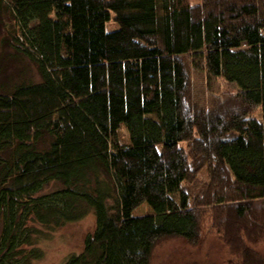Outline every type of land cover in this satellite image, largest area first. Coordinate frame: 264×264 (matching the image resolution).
Segmentation results:
<instances>
[{
  "label": "trees",
  "instance_id": "obj_1",
  "mask_svg": "<svg viewBox=\"0 0 264 264\" xmlns=\"http://www.w3.org/2000/svg\"><path fill=\"white\" fill-rule=\"evenodd\" d=\"M0 13L41 78L0 85V264L41 260L37 226L48 238L90 212L65 264H152L164 241L198 244L206 217L238 264H264V0H0ZM51 181L62 189L39 194Z\"/></svg>",
  "mask_w": 264,
  "mask_h": 264
},
{
  "label": "rangeland",
  "instance_id": "obj_2",
  "mask_svg": "<svg viewBox=\"0 0 264 264\" xmlns=\"http://www.w3.org/2000/svg\"><path fill=\"white\" fill-rule=\"evenodd\" d=\"M190 6L201 4V0H188ZM4 18L0 13V85L7 86L9 89L22 81L40 82L38 67L22 53H18L12 45V36L6 32ZM4 23H3V22ZM118 28L117 24L110 20L106 24V30L113 31ZM226 89L234 92L235 86L225 84ZM256 118H261L259 111L255 114ZM120 141L128 143L126 130L119 133ZM202 182L207 179V171L204 170L200 176ZM39 194L49 193L62 189V184L51 181L45 185ZM192 196L200 194L199 190H191ZM151 208L146 204L139 206V209L132 213L133 217L149 215ZM200 241L195 246L188 244L181 239L167 240L158 245L153 251L152 264H238L239 260L231 254L229 248L217 235L216 231L210 226L209 217L203 220ZM96 227V220L93 212H90L81 221L67 224L49 234L48 238H43L45 230L36 227L40 235L37 248L43 252V258L33 261L32 264H65L74 255H80L84 249L85 238L92 234ZM1 230V224H0ZM264 257V243L258 245ZM27 251L30 250L26 248Z\"/></svg>",
  "mask_w": 264,
  "mask_h": 264
}]
</instances>
